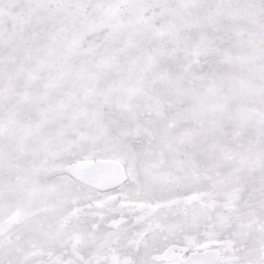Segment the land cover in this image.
Segmentation results:
<instances>
[{"label":"snow or ice","instance_id":"obj_1","mask_svg":"<svg viewBox=\"0 0 264 264\" xmlns=\"http://www.w3.org/2000/svg\"><path fill=\"white\" fill-rule=\"evenodd\" d=\"M0 264H264V0H0Z\"/></svg>","mask_w":264,"mask_h":264}]
</instances>
